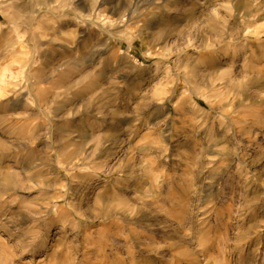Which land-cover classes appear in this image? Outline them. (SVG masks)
Segmentation results:
<instances>
[{"label": "rangeland", "instance_id": "rangeland-1", "mask_svg": "<svg viewBox=\"0 0 264 264\" xmlns=\"http://www.w3.org/2000/svg\"><path fill=\"white\" fill-rule=\"evenodd\" d=\"M0 264H264V0H0Z\"/></svg>", "mask_w": 264, "mask_h": 264}, {"label": "bare ground", "instance_id": "bare-ground-1", "mask_svg": "<svg viewBox=\"0 0 264 264\" xmlns=\"http://www.w3.org/2000/svg\"><path fill=\"white\" fill-rule=\"evenodd\" d=\"M254 54V53H253ZM213 57V56H212ZM216 59V58H215ZM212 60V59H211ZM217 64V63H216ZM197 68V67H196Z\"/></svg>", "mask_w": 264, "mask_h": 264}]
</instances>
